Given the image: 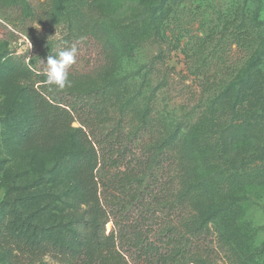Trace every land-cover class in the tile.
Listing matches in <instances>:
<instances>
[{
    "label": "rangeland",
    "instance_id": "obj_1",
    "mask_svg": "<svg viewBox=\"0 0 264 264\" xmlns=\"http://www.w3.org/2000/svg\"><path fill=\"white\" fill-rule=\"evenodd\" d=\"M72 45V86L55 90L47 59ZM32 88L73 113L49 147L24 137ZM76 128L100 159L97 223L129 264L154 247L264 264V0H0V264H30L5 234L74 248L93 221Z\"/></svg>",
    "mask_w": 264,
    "mask_h": 264
},
{
    "label": "trees",
    "instance_id": "obj_2",
    "mask_svg": "<svg viewBox=\"0 0 264 264\" xmlns=\"http://www.w3.org/2000/svg\"><path fill=\"white\" fill-rule=\"evenodd\" d=\"M163 1L165 4L169 0ZM172 1L178 2L179 0ZM163 9L167 10L166 6L161 11ZM157 14L158 12L154 13L153 11V18ZM71 40L72 38L67 37L65 44L70 43ZM30 94L36 120L26 130L24 137L35 138L42 147H49L59 140L62 132L72 129V123L74 122L72 110H70L69 105L57 101L50 95L41 93L34 88L30 89ZM255 115L258 116V114ZM73 130L77 140L89 147L82 159L73 166L72 173L77 180L83 201L89 204L85 214L90 218L92 217L93 221L82 220L75 225L74 248L65 245L50 246L12 234L4 235V244L21 256L29 257L30 264L47 255L60 260H70L71 264H129L121 250L117 248L114 233L107 234L105 228H101L102 226L97 223L98 218L105 215V210L98 196V183L95 172L100 164V159L94 143L84 129L76 128ZM108 142L111 143V141ZM103 226H105V223ZM156 248L150 249L153 253L152 256H149L146 252V264H186L188 262L186 253L172 252L168 256H164Z\"/></svg>",
    "mask_w": 264,
    "mask_h": 264
},
{
    "label": "clouds",
    "instance_id": "obj_3",
    "mask_svg": "<svg viewBox=\"0 0 264 264\" xmlns=\"http://www.w3.org/2000/svg\"><path fill=\"white\" fill-rule=\"evenodd\" d=\"M57 38L60 35L57 34ZM83 39V37H81ZM77 47L72 45L59 51L55 56H49L47 59V69L43 73L49 86L55 90H64L72 86L69 69L76 63Z\"/></svg>",
    "mask_w": 264,
    "mask_h": 264
}]
</instances>
